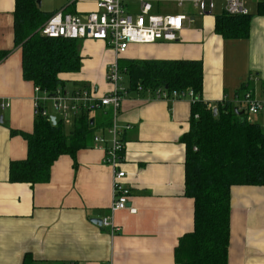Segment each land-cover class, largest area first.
I'll return each mask as SVG.
<instances>
[{
  "label": "crops",
  "instance_id": "obj_1",
  "mask_svg": "<svg viewBox=\"0 0 264 264\" xmlns=\"http://www.w3.org/2000/svg\"><path fill=\"white\" fill-rule=\"evenodd\" d=\"M261 1H242L251 15L247 39H224L215 32L222 1H217L219 13L214 14L216 4L205 15L199 14L194 0H183L181 7L155 3L156 14L188 18L178 39L130 45L119 61H201L202 101L209 107L224 102L239 107L246 92L264 101V16L257 11ZM131 3L138 12L135 0L125 1L126 10L133 12ZM94 9V0H73L45 13L63 10L81 16ZM14 11L15 0H0V52H8L0 61V100L10 103L0 112V264H21L26 254L33 264H174L180 238L193 230L194 203L184 195L181 142L189 130L192 101L168 103L137 88L128 91L117 113L101 108L89 114L92 137L103 134L109 139L107 129L114 119L123 129L121 169L130 189L129 208L135 213L110 210L113 172L103 164L104 151L93 148L91 138L75 158L60 156L46 183L9 182L10 162L27 156L20 133H32L35 119L34 86L23 80L20 49L14 45ZM80 41V71L61 77L65 83L91 86L104 95L109 91L105 75L114 53L101 42ZM263 115H258L257 123H263ZM74 119L64 123L67 134ZM12 131L17 134L11 135ZM230 207L227 264H264V187L232 188ZM92 219H108L111 225Z\"/></svg>",
  "mask_w": 264,
  "mask_h": 264
},
{
  "label": "trees",
  "instance_id": "obj_2",
  "mask_svg": "<svg viewBox=\"0 0 264 264\" xmlns=\"http://www.w3.org/2000/svg\"><path fill=\"white\" fill-rule=\"evenodd\" d=\"M257 11L264 16V0L257 4ZM52 14L43 12L37 0H15L14 45L20 49L23 80L50 95L65 88L61 76L78 73L82 60L78 41L40 35L39 28ZM250 19L251 15L223 13L216 18L215 32L224 39H247ZM7 55L0 52V61ZM119 67L128 91L139 87L152 98L158 89L167 94L193 91L189 130L181 138L185 145L184 195L194 203L193 230L180 238L174 264H227L231 190L264 187V119L262 124L248 120L242 110L227 102L213 108L204 103L201 61L126 60L119 61ZM64 125L61 119L52 125L35 111L32 133H20L27 156L10 162L9 182L46 183L60 156L75 158L78 150L87 147L93 131L88 113L74 119L69 134ZM33 263L29 254L24 255L21 264Z\"/></svg>",
  "mask_w": 264,
  "mask_h": 264
},
{
  "label": "built area",
  "instance_id": "obj_3",
  "mask_svg": "<svg viewBox=\"0 0 264 264\" xmlns=\"http://www.w3.org/2000/svg\"><path fill=\"white\" fill-rule=\"evenodd\" d=\"M126 0H94L95 9L84 15H72L63 10L53 13L39 28L41 36L46 38H61L69 40H89L103 43L115 56L113 62L107 66L105 80L109 91L99 95L97 89L91 86H81L67 91L65 88L56 89L52 95L34 87V109L43 117L50 120L52 115L44 104H48L64 123L76 118L81 113L90 114L101 108H110L117 113L121 103L128 93L125 78L119 67V59L125 54L130 45H144L156 42H175L183 29L184 22L188 20L184 14H154L153 4L172 3L182 6L183 0H135L138 12L130 14L126 10ZM222 1L223 13L236 16L248 15L242 0H194V7L200 15L211 13L216 2ZM139 88V87H138ZM140 89V88H139ZM155 98L164 101L188 98L194 101L191 90L167 94L161 89L155 92ZM172 100V101H173ZM242 110L251 120L252 117L264 113V101L253 98L251 92H246L239 103ZM10 107L9 101L0 100V112ZM126 126L125 129H129ZM123 129H120L116 120L112 121L107 129L109 139L103 135H93L92 146L104 151L103 164L112 169V212L128 209L130 213L136 210L129 208L130 189L123 183L125 172L121 169L122 154L125 149L121 141ZM102 226L111 225L108 219H103Z\"/></svg>",
  "mask_w": 264,
  "mask_h": 264
},
{
  "label": "rangeland",
  "instance_id": "obj_4",
  "mask_svg": "<svg viewBox=\"0 0 264 264\" xmlns=\"http://www.w3.org/2000/svg\"><path fill=\"white\" fill-rule=\"evenodd\" d=\"M243 2H246L247 0H242ZM41 2V6H40V9L43 11V12H46V13H50L54 10H59L60 8L62 7H65L67 5H69L70 3L73 2V0H40ZM165 4V3H164ZM217 4V7L215 8L214 10V14L216 13H219L220 11V8H219V5H220V2H216ZM131 7H133V12H129L130 14H136L135 12H137V5L134 4V3H131ZM71 8V7H70ZM69 8V10H70ZM66 12V11H65ZM156 12V11H154ZM153 12V13H154ZM67 13V12H66ZM156 13H159L156 12ZM154 13V14H156ZM81 43V41H78V45ZM125 78V82H126V77ZM81 87V85L79 84H75L74 83H65V89L67 91H71L73 88H79ZM260 101V100H258ZM44 107H46V109L52 114V115H55L59 118V114L56 113L48 104H44ZM92 113H95V111L91 112L90 114ZM261 118L257 115V116H254V121L255 122H260ZM103 135V134H102ZM104 136V135H103ZM107 166V165H106Z\"/></svg>",
  "mask_w": 264,
  "mask_h": 264
},
{
  "label": "water",
  "instance_id": "obj_5",
  "mask_svg": "<svg viewBox=\"0 0 264 264\" xmlns=\"http://www.w3.org/2000/svg\"><path fill=\"white\" fill-rule=\"evenodd\" d=\"M37 5L40 7V0H37ZM213 113H216V110L215 109H213ZM50 122H51L52 125H55L56 124V119H55L54 116H50ZM91 221L93 223H98L100 225H101V222H102V220H100V219H92Z\"/></svg>",
  "mask_w": 264,
  "mask_h": 264
}]
</instances>
